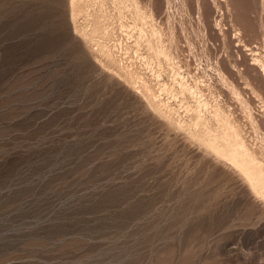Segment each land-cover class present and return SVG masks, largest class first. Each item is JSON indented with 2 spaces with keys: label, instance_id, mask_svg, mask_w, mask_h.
Masks as SVG:
<instances>
[{
  "label": "rangeland",
  "instance_id": "obj_1",
  "mask_svg": "<svg viewBox=\"0 0 264 264\" xmlns=\"http://www.w3.org/2000/svg\"><path fill=\"white\" fill-rule=\"evenodd\" d=\"M76 1L0 0V264H264L263 197L125 79L264 162V0Z\"/></svg>",
  "mask_w": 264,
  "mask_h": 264
},
{
  "label": "bare ground",
  "instance_id": "obj_2",
  "mask_svg": "<svg viewBox=\"0 0 264 264\" xmlns=\"http://www.w3.org/2000/svg\"><path fill=\"white\" fill-rule=\"evenodd\" d=\"M74 1H76V0H73V2ZM74 6L76 7V5H74ZM263 6H264V3H263ZM75 10H77V9H75ZM263 12H264V10H263ZM73 14H74V12H73ZM138 15H139V13H138ZM74 17H75V15H74ZM75 33H77V32H75ZM154 35H156V32H154ZM83 36H85V35H83ZM152 47H154V46H152ZM152 47H150V48H152ZM155 48H153V49H155ZM158 48H157L158 51L156 50L158 52V54H163L164 57L166 58L165 60H167V59L171 60V57H170L171 55L166 53L164 51V49H162V48L158 49ZM101 52L105 55V57H107L108 60H110V62H115V60L112 58V55L109 51H102L101 50ZM102 53H100V54H102ZM255 61L258 62L257 59ZM116 62H118V61H116ZM114 65H116V63ZM119 65L117 64L116 66H119ZM120 68H118V69H120ZM120 70H119V72H120ZM122 72H124V71H122ZM126 72H128V71H126ZM261 72L263 73V76H264V64H261ZM125 75H126V78H125L126 80L128 78L131 81H133V83L135 82V84L136 83L140 84L138 86H141V88L140 87L139 88L143 92V96L145 97L144 100L147 101L148 105L151 108V111L152 112L154 111L153 113L160 114L161 116H163L164 118L167 119V122H168V120H175L178 122L179 126H181V127L188 126L190 128V131L192 130L193 134L199 139V141H201L206 146V148L208 150H210L215 155V158L218 159L219 162L220 161H221V163L223 162V164L227 165L232 170H234L235 174L236 173L239 174V176L242 178L241 180H243V182L247 183V185L250 187V190H252L253 193L262 196L264 199V162H262L261 159L259 158L260 155L258 157L257 154L252 150L253 148L251 149V148H249L250 146L248 147V145H247V143H246V141H245V139L241 133V130L239 128L240 126L236 124V122L231 118L230 114L228 115L227 112L222 111V110L221 111L215 110V114L212 117L219 125L218 131H215L210 126L208 118L203 117L202 114H199V112H198L199 115L197 114L196 117L191 119L192 121H189L190 124H188L186 121H182V119H174V118H176L175 114H177L178 112L176 113V111H174V109H172L169 106L170 103H166L168 101L164 102V100H162L160 98V95H163L162 93L164 92V89H165L164 87H163L164 89H158V90H160V92H158L159 94H157L156 91H154L155 89L153 90V87L151 88L150 87L151 85H148L147 82L143 81L142 78L139 77L135 72L133 73V71H132V73L129 72L128 74H125ZM135 84H134V86H135ZM164 85H162V86H164ZM165 91L168 92V90H165ZM164 93H166V92H164ZM254 94L261 101L263 100L262 97L260 95H258L257 93H254ZM141 95H142V93H141ZM199 105L201 106V107H199V109L200 108L203 109V107H205V109H206V107H208L206 104H202L201 102H199ZM164 121H165V119H164ZM206 152H208V151H206Z\"/></svg>",
  "mask_w": 264,
  "mask_h": 264
}]
</instances>
